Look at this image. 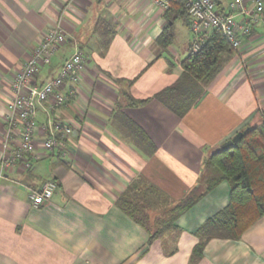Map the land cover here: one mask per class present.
<instances>
[{"label":"crops","instance_id":"obj_1","mask_svg":"<svg viewBox=\"0 0 264 264\" xmlns=\"http://www.w3.org/2000/svg\"><path fill=\"white\" fill-rule=\"evenodd\" d=\"M214 1L228 13L230 0ZM165 13L147 0H0V163L11 84L45 35L59 27L66 43L41 69L39 84L75 53L85 58L78 83L63 89L74 93L66 105H42L36 116L38 140L48 119L73 124L67 149H39L30 170L0 175V264H189L194 233L228 205L230 187L222 182L148 247V233L116 205L139 179L161 190L169 208L205 194L217 175L204 160L264 123V16L183 119L156 101L129 106L128 98L148 100L172 86L190 53L193 35L182 20L172 25L169 48L157 44ZM128 120L155 144L152 157L135 145ZM48 181L57 183L54 196L33 208L30 192ZM165 214L153 211L148 228L157 231L154 222ZM199 264H264V217L239 241L211 240Z\"/></svg>","mask_w":264,"mask_h":264},{"label":"trees","instance_id":"obj_2","mask_svg":"<svg viewBox=\"0 0 264 264\" xmlns=\"http://www.w3.org/2000/svg\"><path fill=\"white\" fill-rule=\"evenodd\" d=\"M165 19L167 27L157 40L163 49L169 48L174 42V22L182 20L189 28L184 1H172ZM194 45L193 37L190 53L181 63L182 73L172 86L148 100L135 101L128 98L129 106L142 107L156 101L178 118L186 117L205 97L208 87L222 72L225 63L236 54L220 30L208 32L204 40L199 42L200 48L196 52ZM127 127L137 148L147 157H152L156 152L152 140L130 120L127 121ZM203 166L217 177L209 180L205 194L197 198L169 208V198L161 190L139 179L128 187L116 203L123 213L148 233V247L165 233L175 230L176 221L203 196L222 182H227L230 187L229 203L194 233L198 243L192 251L189 264L201 262L211 240L239 241L248 229L264 217V123L261 127H249L234 148L210 155L204 160ZM160 209L165 210L166 219L156 220L154 223L159 228L153 232L148 228L151 214ZM164 251L167 252L166 249ZM176 252L174 250L169 255Z\"/></svg>","mask_w":264,"mask_h":264},{"label":"built area","instance_id":"obj_3","mask_svg":"<svg viewBox=\"0 0 264 264\" xmlns=\"http://www.w3.org/2000/svg\"><path fill=\"white\" fill-rule=\"evenodd\" d=\"M154 6L169 10L172 1L147 0ZM189 17V31L195 38L194 51L199 50L208 32L220 30L229 45L237 52L242 45V38L250 34L253 24L259 23L264 16L263 0H230L228 13H221L214 0H183ZM243 18L238 24L235 17ZM66 42L65 34L58 27L49 31L32 57L24 64L11 84L12 100L8 105L2 158L1 177L9 169L30 170L32 162L39 158L41 149L46 153L65 151L69 140L76 134L75 127L69 122H56L48 119L45 139L38 140L36 116L42 105L58 109L66 105L68 97L74 93H65L67 83L79 81L85 64L83 54L77 52L61 66L57 76L39 84L37 79L41 69L51 64L53 55ZM196 42H198L196 44ZM55 181L44 183L38 191L30 192L29 201L33 208H40L49 202L57 189Z\"/></svg>","mask_w":264,"mask_h":264},{"label":"water","instance_id":"obj_4","mask_svg":"<svg viewBox=\"0 0 264 264\" xmlns=\"http://www.w3.org/2000/svg\"><path fill=\"white\" fill-rule=\"evenodd\" d=\"M244 132L245 131L237 133L232 139L228 140L227 142L216 148L211 155L222 151H229L234 148V146L243 138Z\"/></svg>","mask_w":264,"mask_h":264},{"label":"rangeland","instance_id":"obj_5","mask_svg":"<svg viewBox=\"0 0 264 264\" xmlns=\"http://www.w3.org/2000/svg\"><path fill=\"white\" fill-rule=\"evenodd\" d=\"M181 24V23H180ZM66 43V42H65ZM176 50H178L176 47H175ZM218 174V173H217ZM173 206V205H172Z\"/></svg>","mask_w":264,"mask_h":264}]
</instances>
